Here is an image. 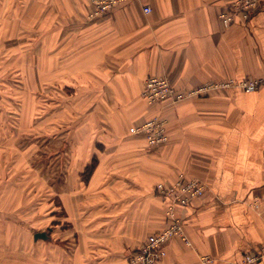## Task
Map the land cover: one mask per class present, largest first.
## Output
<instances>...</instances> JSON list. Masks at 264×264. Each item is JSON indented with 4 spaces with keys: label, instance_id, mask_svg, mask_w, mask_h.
Returning <instances> with one entry per match:
<instances>
[{
    "label": "crops",
    "instance_id": "crops-1",
    "mask_svg": "<svg viewBox=\"0 0 264 264\" xmlns=\"http://www.w3.org/2000/svg\"><path fill=\"white\" fill-rule=\"evenodd\" d=\"M234 1L126 0L91 18L90 0H0V26L35 34L36 66H51L57 95L63 90L72 101L63 152L71 169L50 224L8 216L27 208L19 175L4 176L7 162H18L11 172L22 156L0 157V264H130L132 251L168 223L157 184L180 174L206 189L177 207L183 235L170 237L153 264H204L203 255L212 259L205 264H244L264 243V84L174 103L150 104L141 95L148 76L168 77L183 91L264 77V0L247 23L237 17L225 26L220 13ZM157 114L167 119L168 139L151 146L132 128ZM59 192L52 187V197ZM35 194L43 211L42 192ZM42 230L48 237H34Z\"/></svg>",
    "mask_w": 264,
    "mask_h": 264
},
{
    "label": "rangeland",
    "instance_id": "rangeland-1",
    "mask_svg": "<svg viewBox=\"0 0 264 264\" xmlns=\"http://www.w3.org/2000/svg\"><path fill=\"white\" fill-rule=\"evenodd\" d=\"M2 26V25H1ZM0 26V157H17L21 155L20 166L7 162L5 178L19 175L22 195L26 210L20 214L8 216L27 217L34 224L50 222L52 204L60 206L65 191L64 181L67 170L71 169L67 150V119L71 99L61 90L57 95L53 87L51 66H36L35 34H7V26ZM48 78L42 82L41 78ZM54 91V92H53ZM56 94V95H55ZM58 96V97H57ZM59 111V112H57ZM53 112L59 113L60 130L52 129ZM57 121V118H56ZM8 125L11 127H7ZM7 134L11 136H7ZM59 137V144L54 146L53 139ZM57 149L59 151H57ZM57 152L60 156L57 157ZM17 154L13 156L12 154ZM16 169V171H15ZM77 170V169H76ZM75 170V171H76ZM41 172L43 173L41 176ZM6 180V179H5ZM19 183V182H17ZM52 187L58 190V196L52 197ZM64 190V191H63ZM42 192L43 211L37 208ZM27 200V201H26ZM59 207L58 216L62 219L65 211ZM51 223V222H50ZM49 223V224H50Z\"/></svg>",
    "mask_w": 264,
    "mask_h": 264
},
{
    "label": "built area",
    "instance_id": "built-area-1",
    "mask_svg": "<svg viewBox=\"0 0 264 264\" xmlns=\"http://www.w3.org/2000/svg\"><path fill=\"white\" fill-rule=\"evenodd\" d=\"M126 0H90L92 4L89 16L91 18L106 13L120 2ZM260 7L259 0H236L220 13V18L225 26H229L237 17L243 22L249 21L252 14ZM145 12H150L149 5L144 6ZM247 23V22H246ZM168 77L164 76H148L144 80L142 96L150 104L177 102L195 94L207 92L211 89L229 87L237 85L243 89L254 90L264 84V77H244L238 81L226 80L222 82L210 81L188 91L177 89ZM167 119L160 115H154L142 123L134 126L132 132L135 134H143L146 141L151 146H157L167 141ZM156 191L167 199L166 214L168 218L167 225L150 234L140 246L132 251L129 256L130 264H153L161 256L166 253V241L174 235H183L181 216L177 212V207L188 204L194 197L200 196L205 192L206 185L198 178H187L180 174L178 178L170 185L158 183ZM264 257V243L250 253H246L242 263L252 264ZM203 263H208L212 259L203 255L200 257Z\"/></svg>",
    "mask_w": 264,
    "mask_h": 264
},
{
    "label": "trees",
    "instance_id": "trees-1",
    "mask_svg": "<svg viewBox=\"0 0 264 264\" xmlns=\"http://www.w3.org/2000/svg\"><path fill=\"white\" fill-rule=\"evenodd\" d=\"M96 164H97V158L96 157H93V159L91 160V162L89 164L85 165V168H84L83 173H82L83 179L85 181L88 180V178H89L91 172L94 170Z\"/></svg>",
    "mask_w": 264,
    "mask_h": 264
},
{
    "label": "water",
    "instance_id": "water-1",
    "mask_svg": "<svg viewBox=\"0 0 264 264\" xmlns=\"http://www.w3.org/2000/svg\"><path fill=\"white\" fill-rule=\"evenodd\" d=\"M47 235H48V232L46 230H42V231H37L35 233V236L34 237H36V238H38V237H44L45 238Z\"/></svg>",
    "mask_w": 264,
    "mask_h": 264
}]
</instances>
